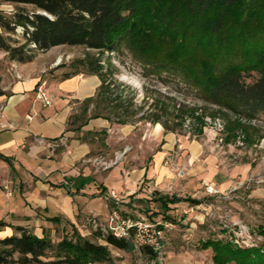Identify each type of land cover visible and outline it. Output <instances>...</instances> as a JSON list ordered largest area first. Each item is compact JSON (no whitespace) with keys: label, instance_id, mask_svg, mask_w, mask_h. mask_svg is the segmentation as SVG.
I'll return each mask as SVG.
<instances>
[{"label":"trees","instance_id":"1","mask_svg":"<svg viewBox=\"0 0 264 264\" xmlns=\"http://www.w3.org/2000/svg\"><path fill=\"white\" fill-rule=\"evenodd\" d=\"M2 2L16 6L11 16L0 13V51L7 53L9 60L33 63L39 53L61 46L88 50L77 63L82 70L63 77L84 74L101 80L96 96L84 102L83 114L75 124L83 120L85 125L98 118L119 125L147 120L175 133L188 118L202 119L197 115L199 108L186 103L172 108L156 99L145 111L135 96L124 94L126 87L116 80L112 60L125 56L142 67L145 77L155 76L165 83L179 80L205 106L225 112L227 118L252 122L264 116V0ZM17 28L23 30V42L13 38ZM255 74L258 77L249 82ZM156 196L153 201L163 207L165 196ZM188 200L194 206L201 204L194 198ZM166 201L177 204L180 199ZM157 229L162 231L159 225ZM16 230L20 235L0 240V264H115L109 247L128 254L139 252L154 264H162L156 246L150 243L152 238L138 243L141 232L137 226L130 227L127 235L98 231L96 237L104 245L82 236L65 237L56 244L26 228ZM209 245L217 251L219 263L264 264V244L247 250L216 242Z\"/></svg>","mask_w":264,"mask_h":264},{"label":"rangeland","instance_id":"2","mask_svg":"<svg viewBox=\"0 0 264 264\" xmlns=\"http://www.w3.org/2000/svg\"><path fill=\"white\" fill-rule=\"evenodd\" d=\"M15 9V5L0 1V13L11 16ZM22 34L23 30L17 28L14 40L23 42ZM87 54L84 47L61 46L39 53L34 62L46 74L57 71L58 77L63 78L82 70L77 63ZM112 62L116 80L126 87L124 94L135 96L138 105H145V111L157 99L172 108L185 103L195 106L199 108V118L203 117H187L175 133L165 132L161 124L147 120L129 125L110 122V131L84 132L82 128L89 122L75 124L78 116L72 119L70 130L91 145L87 158L94 170L108 174L120 168L123 175L146 170L149 179L135 198L127 193L112 197V190L107 197L114 198L119 205L113 209L109 205L112 214L106 221L85 219L77 227L53 224L46 236L56 244L65 237L82 236L104 245L96 237L98 231L123 235L128 227L137 226L141 232L138 243L152 238L150 243L156 246L162 264H237L229 260L219 263L217 251L209 244L216 242L234 250L264 244V116L252 122L227 118L225 112L205 106L179 80L169 79L165 83L155 76L147 78L142 67L128 56L113 57ZM19 65L0 51V76L10 70L14 73ZM257 77L255 74L248 81ZM213 114L217 116L213 118ZM207 184L214 186L217 193H209ZM160 194L165 196L163 207L153 201ZM166 198L180 202L172 204ZM188 198L201 204L194 206ZM109 249L115 264H154L139 252L128 254Z\"/></svg>","mask_w":264,"mask_h":264},{"label":"crops","instance_id":"3","mask_svg":"<svg viewBox=\"0 0 264 264\" xmlns=\"http://www.w3.org/2000/svg\"><path fill=\"white\" fill-rule=\"evenodd\" d=\"M42 83L48 106L37 97ZM100 85L97 76L63 79L57 71L46 74L35 62L0 76V101L11 125L0 132V187L7 185L12 193L0 192L4 224L0 240L20 235L18 227L42 238L53 224L77 227L85 219L106 221L112 214L109 205L112 209L119 205L107 197L112 190L117 196L127 193L135 198L149 179L146 170L129 175L120 168L108 174L94 170L87 158L91 145L69 130V123L82 116L84 102L96 96ZM111 127L110 121L98 118L82 130L110 131Z\"/></svg>","mask_w":264,"mask_h":264},{"label":"built area","instance_id":"4","mask_svg":"<svg viewBox=\"0 0 264 264\" xmlns=\"http://www.w3.org/2000/svg\"><path fill=\"white\" fill-rule=\"evenodd\" d=\"M39 100H42L45 105H50V101L47 99V94L45 92V85L44 83H42L39 87V92L37 95ZM11 127L10 124H8L7 122V116H6V112H5V105L3 102L0 101V132L1 131H5L8 130ZM207 190L209 193L213 194V193H217V190L215 189L214 186L207 184ZM0 192H4L7 196H11V191L9 186L5 185V186H1L0 187ZM112 197L116 198V194L114 192L111 193ZM133 227V226H130ZM128 227V229L130 228ZM123 235H127V232H123Z\"/></svg>","mask_w":264,"mask_h":264}]
</instances>
